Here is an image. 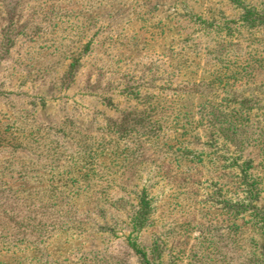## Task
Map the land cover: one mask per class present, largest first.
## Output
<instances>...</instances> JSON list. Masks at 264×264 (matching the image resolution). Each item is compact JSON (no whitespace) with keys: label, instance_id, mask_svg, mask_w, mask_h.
Here are the masks:
<instances>
[{"label":"rangeland","instance_id":"rangeland-1","mask_svg":"<svg viewBox=\"0 0 264 264\" xmlns=\"http://www.w3.org/2000/svg\"><path fill=\"white\" fill-rule=\"evenodd\" d=\"M0 264H264V0H0Z\"/></svg>","mask_w":264,"mask_h":264}]
</instances>
